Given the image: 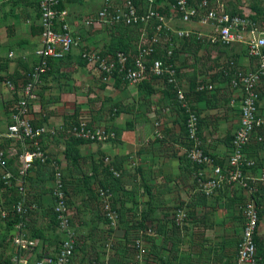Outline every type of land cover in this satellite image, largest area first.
<instances>
[{
  "label": "crops",
  "instance_id": "0c3cea01",
  "mask_svg": "<svg viewBox=\"0 0 264 264\" xmlns=\"http://www.w3.org/2000/svg\"><path fill=\"white\" fill-rule=\"evenodd\" d=\"M109 1L119 4L124 0ZM154 1L156 7L166 9L164 13L171 17V26L168 25L171 35L175 36L174 32L180 30L192 32L191 41L176 44L174 68L178 73L177 79L170 83L174 84L176 94L168 91L164 79L159 78H151L142 86L121 82L118 87L112 75L101 80L97 67L85 60L82 62L81 55L87 51L99 52L105 57L111 55L108 51L117 36L113 28L84 24L103 7L104 0L61 1L77 45L63 59L50 62L46 77L36 87L37 98L31 104L30 119L32 123H41L57 132L66 120L64 116L78 115V124L84 122L88 128L90 125V128L112 135L105 141L78 148L81 159L75 176L77 210L73 212L69 208V211L71 228L80 242L71 264H98L102 261L100 239L110 238L109 235L121 238L124 233L123 224L115 229L99 222L96 208L85 196L83 174L91 175L96 167L97 183L107 182L108 176L101 169L106 166L102 157L109 159L119 169L117 172L122 173L116 192L115 189L110 191L117 196L116 201L125 211L136 209L138 221H144V226L154 230L150 236L152 242L139 237L145 251L140 264H236L234 251L241 237L244 221L241 207L247 193L237 186L224 185L212 195L202 197L195 184V174L203 171L208 177L212 171L210 167L194 165L186 157L185 148L189 142L182 129L180 107H183L175 97L180 91L184 96L190 93L192 86L197 92H205L204 98L191 95L185 103L190 112L192 107L198 114L192 112L198 119V137L204 151L213 155L218 165L225 166L230 139L239 126L242 99L241 90L232 88L230 80L237 73L252 71L256 59L248 54L245 42L211 43L209 36L213 29L210 25L200 24L199 17L183 24L178 15L173 14L168 0ZM218 1L226 11L240 13L241 18L252 24L250 28L264 35V5L260 0L250 9L236 0ZM41 32L38 0H0V82L5 88V81L15 86L26 82L37 62L35 52L41 47ZM128 52L134 53V50ZM258 92L259 113L264 117V88H259ZM1 100L4 98L0 96ZM91 107L92 114L87 116ZM4 109L0 107V140L4 138L11 115V109L10 112ZM156 122L160 123L162 138L154 136ZM258 133L264 137L263 130ZM2 141L6 142V138ZM58 144L61 155L56 154V143L47 140L43 146L52 163L57 165L59 161L60 167L65 169L64 144ZM245 156L253 162L245 169V176L253 180L259 178L264 172V142L259 143L255 136L252 137L245 148ZM131 159L137 163V168L131 167ZM27 186L36 202V211L30 218L31 233L38 236L34 239L36 246L27 256L31 260V257L36 259L55 253L60 242L54 237L56 233L48 230L45 214L54 201L50 190L47 191L53 187L52 181L39 184L33 181ZM180 209L191 211L190 217L182 223L170 216ZM260 210L264 211V204ZM10 233L13 236V232ZM256 236L264 246V213L259 219ZM14 249L11 237L9 248L4 252L12 253Z\"/></svg>",
  "mask_w": 264,
  "mask_h": 264
},
{
  "label": "built area",
  "instance_id": "2783aa9c",
  "mask_svg": "<svg viewBox=\"0 0 264 264\" xmlns=\"http://www.w3.org/2000/svg\"><path fill=\"white\" fill-rule=\"evenodd\" d=\"M62 0H38L39 25L41 28V47L35 54L37 62L27 77L26 82L21 86H15L11 81H5V86L18 96L11 108L10 122L6 126L4 138L19 143L24 148V153L20 156V169L17 177L18 200L11 206L10 212L3 211L2 217L6 218L10 214L23 217L36 209L35 204L29 202L28 186L24 180L26 173L32 168L33 161L39 159L44 162L47 156L42 151V137H49L57 134L46 126L35 127L30 119L31 104L36 100V87L40 82V77L48 70L50 60L63 59L77 45V39L72 35L67 23L68 13L64 9H59L58 5ZM146 4L144 6L142 4ZM155 6L154 0H124L115 4L109 0H104L103 7L93 16L84 21L86 26H115V25H142V33L137 54L132 59V67H127L129 56L123 52H118L114 56H101L99 52L87 51L82 53L83 60L92 63L98 69L100 79L105 81L107 77L117 69L123 73L124 79L132 84L138 85L146 77L167 78V82L175 81L174 65L169 63L174 48L171 37L163 35V29L171 32L168 26L169 17L162 13ZM173 14L179 18L183 24L190 23L199 17L202 25H210L213 34L209 36L211 43H221L229 45L236 42L247 44L248 54L256 59V66L250 72L237 73L230 80L232 88H239L242 92L240 102V120L237 130L230 139V153L225 166L215 163V158L210 153L204 151L198 137V119L196 115L187 109L185 96L180 91L177 93V100L188 114L186 120L187 138L189 146L185 148L188 160L200 167H210L212 173L206 177L203 171L195 174V184L197 190L204 196H210L221 186H237L238 189L247 193V199L242 205L243 226L241 239L236 254V264H258L257 247L255 236L259 226V209L254 199L257 193V185H264V172L259 178L253 180L245 176V168L251 167L253 162L246 158L245 148L252 137L255 136L257 142L263 143L264 137L258 132L264 131V117L259 113V88H264V35L257 33L247 19L240 16H231L227 13L222 3L218 0H202L198 5H191L188 0H173L171 4ZM171 18V17H170ZM150 23H156L151 38H147L146 28ZM177 38H190V30L175 31ZM245 35L248 37L245 40ZM200 37V35H198ZM168 43L166 60L155 59L148 64V59L156 51V47L164 46ZM156 138H162L160 123H154ZM61 127L58 129L60 130ZM70 134L76 138L90 140L93 142L105 141L112 137L108 132L88 128L86 123L81 122L73 127ZM106 164L109 159H105ZM0 168L5 169L3 152L0 150ZM113 174L118 173L113 169ZM11 175L4 173L1 177L6 180ZM100 201L103 204V211L112 222L116 217L115 211L111 209L110 194L108 189L99 188L97 191ZM54 200L53 211L56 216V230L61 235V240L57 251L53 254H44L39 260H34L33 264H71L76 252V235L71 228V216L67 206L61 173L56 169L52 188ZM178 222L185 220L186 214L180 212ZM12 245L22 252L21 257L14 256V264H28L27 256L36 246L34 240L27 238L24 232V224L19 221L14 225ZM141 236H152V230L147 229L140 233ZM138 250L137 264L145 256L142 248L141 238L135 241ZM105 264H108L107 262Z\"/></svg>",
  "mask_w": 264,
  "mask_h": 264
},
{
  "label": "trees",
  "instance_id": "16d2710c",
  "mask_svg": "<svg viewBox=\"0 0 264 264\" xmlns=\"http://www.w3.org/2000/svg\"><path fill=\"white\" fill-rule=\"evenodd\" d=\"M188 1H189V3L195 5L196 2H198V4H199L202 0H188ZM168 2H170L172 4L173 0H168ZM142 4H144V2H142ZM198 4H196V5H198ZM144 6H146V4H144ZM58 8L63 9L62 2L59 3ZM158 10L162 13L166 12V9H158ZM227 13L231 16H234V15L240 16V13H238V12L227 11ZM155 26H156V23H150L147 26V28H146L147 38H151V36L154 32ZM142 27H143L142 25L126 26V25H122V24L113 26L114 34H117V36H114V39L112 40V45H111L112 48L110 51H108V53H110L114 56L118 52H123L124 54L129 56L127 67H132L133 66L132 65V59L137 54V49H138V46L140 43V37H141V33H142ZM162 32H163V35L171 37L173 42H174V48H173L172 56H171L170 60L168 61L169 63L174 65V59H175L176 54H177L176 44H178V45L186 44L187 43L186 41H189V40L191 41V37L190 38H177L176 36L171 35V32L167 31L166 29H163ZM123 36H125V38H123ZM192 40L196 41L194 39H192ZM132 41H134V43H132ZM167 48H169V45L167 42H165L163 47L161 45L157 46L156 51L148 59V64H150V62L152 60H155V59H161V60L165 61ZM130 49H133L134 53H129L128 51ZM52 61H59V60H50L48 62V68L50 66V62H52ZM175 71H176V78L175 79H177L178 71L176 70V68H175ZM46 74H47V71H45V73H43L41 75L40 81L44 77H46ZM112 77L115 80V87L119 86L118 83H121V82L127 83V81L124 79L123 73L118 72L117 69L113 72ZM150 79H151L150 77H146L141 83L138 84V86L144 85ZM164 82H165V86H167L168 91H172L174 93L176 92L174 84L167 83L166 77L164 78ZM191 95H194L199 99H202L205 96V92L204 91L197 92L195 90L194 86H192L190 89V93L185 94V99L188 100V98ZM175 98H176L175 101L177 102V97H175ZM190 109L192 112H194L198 116V114L194 108L190 107ZM180 111H181V117H182V123H183L182 129L184 130L185 136H186L187 132L185 129V124H186L188 114L186 113V110L181 108V107H180ZM73 117L74 116H72L69 120H66L61 125V129L58 131V133L55 136L49 137L48 135H45L42 137V142H41L42 151L45 152V150H44L45 147L43 145L45 144V142L47 140L54 143L58 139L59 140L61 138L65 139L64 140L63 156L67 162V166L64 169V170H66V176L65 175L63 176L61 174V178H62L63 189H64L65 195L67 197V206L69 208H70L69 200L72 199V197H70V196H71V193L73 192L72 186H74V183L77 182L76 181L77 179L75 178V176L77 175V167L79 166V161L81 159V155L79 153L78 148H79V146H81L83 144L93 143V141L76 138L70 134V131L73 129V127L78 125L77 120H75ZM32 124L35 127L42 126L41 123H32ZM63 134H66V136L64 137ZM11 142H12V140L6 141V143L8 145ZM2 152H3V155L5 157L4 158L5 169L2 170L0 168V196L2 195L4 198L3 209H5V211L10 212L11 206L13 205V203H15L18 200L17 180L16 179L18 177L19 169H16L13 166L14 162L11 160L8 161L4 151H2ZM45 154H46V152H45ZM46 156H47V159L44 162H41L39 159H35L33 161L32 168L27 171L26 176L24 178L26 183L30 184L33 181L37 182V184H39L40 182L43 183L46 181H50V182L52 181V183H53L54 175H55L54 164L52 163V161L50 160V158L48 157L47 154H46ZM215 162L217 163L216 160H215ZM98 166H100V165H98ZM111 169H113L115 172H117L119 170L116 166H114L112 164V162H109L108 164H106V166L103 168V171L108 176L106 183H102L99 181L97 183V181L95 179L96 178L95 173L97 171L96 167H94L93 173H91V175H89V176L86 174L82 175V177H83L82 184L85 185V196L87 197V200L89 202L95 201V202H98V204H102L100 201L99 195L95 191V188L93 185V183H95V182H96L95 185H97L96 188L108 189L111 192H114V189H115V192H116V189H117L116 185L120 182L122 173H120L118 176H115ZM4 173H9L11 175V177L9 179H6V180L2 179L1 177L3 176ZM32 173H34L33 177H32ZM72 182H74V183H72ZM258 186L259 185H257L258 191L254 195V199H255L256 204H257L258 209H259V218H260L262 216V214L264 213L263 210H260V208L264 204V185H261L260 187H258ZM260 189L263 191L260 192ZM49 190H50V193L52 195V186H51V189H48L47 191H49ZM202 197L205 198V196H203V195H202ZM28 198H29V202L35 204V206H36V202L33 200L32 194L30 192L28 193ZM114 200H116V198H114ZM53 204H54V201H53ZM115 205H116V201L112 203L111 208L115 209ZM34 211H36V209ZM34 211L29 212L27 215H25L23 217H20L18 215H14V214H10L6 218H4L6 231H10V232L12 231L13 232L14 225L16 223H18L19 221H22L24 224V232H25L27 238L30 240H34L35 238H38V236L36 237L31 233L33 229L30 225V218L34 214ZM102 212H103V210H102ZM45 214L47 215L48 230L55 232L56 234L54 237L57 241L60 242L61 235L56 230V216H55V213L53 211V205L48 211H46ZM187 214H188V216H190L191 211L189 210V212H187ZM95 215H96V219L99 222H102L105 225L110 224V221L104 215H101L98 212V209H97ZM123 225H124L123 226V229H124L123 241H124V243L119 244L118 245L119 247H117L113 250L114 255L112 258L110 257L108 259V264H137L138 263V260L136 259L138 250L136 248L135 241L137 239H139V237L141 236L140 231L144 232V230H145L144 221L139 222L138 220H134V221L127 220L126 223L123 222ZM133 232L137 235V239L134 242H132V245H131L129 243L128 237L130 236V234H133ZM11 237L12 236H10L9 242H11ZM142 237L146 241L152 242V239L150 237H146V236H142ZM78 239L79 238L77 236V239L75 242L77 249H78V245H79ZM240 239H241V237H240ZM240 239L238 240V242L235 245L234 254H237V249H238ZM254 240H255L256 247H257V257L259 259L258 264H264V261H263L264 246H263L262 240L260 238H258L257 236H255ZM83 254H85V252ZM22 255H23L22 252H20L17 248H15L14 252L12 254H10V256L0 257V264H14L12 262V258L14 256L21 257ZM40 258H41V256L36 258L35 260H39ZM146 260L147 259H145V262H148V260L147 261ZM33 262L30 259H28V264H33Z\"/></svg>",
  "mask_w": 264,
  "mask_h": 264
},
{
  "label": "rangeland",
  "instance_id": "374dc122",
  "mask_svg": "<svg viewBox=\"0 0 264 264\" xmlns=\"http://www.w3.org/2000/svg\"><path fill=\"white\" fill-rule=\"evenodd\" d=\"M156 1L158 2L159 0H156ZM236 1H238L244 7H246V9H250L252 4L258 2V0H236ZM259 2H261L264 5V0H260ZM196 4H198V2H196L195 5ZM191 5H194V4H191ZM168 17H169L168 25L171 26V22H170L171 21V18H170L169 15H168ZM112 28H113V26H112ZM110 56H113V55L111 54ZM81 61L83 62V59ZM0 96L4 98V100H1L0 101V107L1 108L4 107L7 112H10V109L13 106V104H14L17 96H18V94L17 93H13L11 90H9V88L8 89L5 88L3 86V84L0 82ZM90 114H92V107L90 108L89 113H87L86 115L89 116ZM72 116H74V115L64 116V119L66 118V120H69ZM73 118L75 120H78V115H75ZM84 120H86V119H84ZM101 121H102V119H101ZM9 122H10V120H8L7 123H9ZM98 124H101V123H98ZM88 126H89V128L91 127L90 125H88ZM63 135H64V137L66 136V134H63ZM3 139L4 138H1V140H0V150L1 151H4V153H5L6 158L8 159V161L11 160V161L14 162V165L13 166L16 169H20V156L24 152L23 146L20 145L19 143H15L13 141L8 145L5 141H2ZM61 139L62 140H59L58 139L56 142H54V143H56V146H57L56 147V154H60V155L62 154V149L60 150L58 148L59 147V144L58 143L61 142V143L64 144V140H65L63 138H61ZM102 160H104L103 162L106 164L104 157H102ZM131 161H132L131 162V167L132 168H137V163L134 161V159H131ZM59 164H60V162L58 161V164L57 165H54V170L56 171V169H57L58 171L61 172V174L63 176L64 175L66 176V170L62 169ZM102 168H104V166H102L101 169ZM117 173L120 174L119 172H117ZM72 183H74V182H72ZM52 185H53V183H52ZM72 187H73V192L71 193V196H70V197H72V199L69 200V203H70V208L73 209L72 211L74 212V210H77V182L74 183V186H72ZM49 189H51V188H49ZM98 189L99 188H95V191L97 192ZM135 193H136V190H135ZM110 194H112L111 197H110V205L112 207V203L116 201V200H114V198H117V196H115L111 192H110ZM3 200H4V198L1 195L0 196V248H1L0 249V257H7V256H10V254H12L14 252V250L12 251V253H9L10 251L7 252V253L4 252L5 250H7L9 248V241H10V234L11 233H10V231H6L5 221H4V218L2 217V212L5 211V209H3ZM91 203H92V206L96 208V210L98 209V212L101 215H104L109 220V218L107 217V214L104 211L102 212V210H103V207H102L103 204H98V202H95V201H93ZM122 208H123V206H122ZM122 208H121V206H120V204H119L118 201H116L115 209H112L111 208L113 211H115V214H116L115 216L116 217L112 220V222L109 220L111 222L109 224V228L114 227L115 229H118V228L121 227V224H123V222L126 223L127 220H131V221L138 220V216H137L136 209L131 212V211H125ZM180 212H184V214H186L185 220L183 219L180 223L185 222L186 219H188L190 217V216H188L186 210L180 209V210H176L175 212L172 213V215H170L171 216V219H174L176 222H178L177 220L179 218H178L177 215ZM71 225H72V222H71ZM149 228L151 230L153 229L151 227H149ZM122 229H123V227L121 228V230ZM147 229L148 228L146 227L145 230H147ZM109 231L111 232L113 230L109 229ZM122 231H124V229ZM141 232L142 231H140V233ZM152 233L154 234V230H152ZM109 237L110 238H105L103 241L100 239L101 242L98 243V246H100L99 248H101V250H99L100 251L99 253H102V261L99 262L98 264H105L106 262L108 263V259L113 254V250L115 248L119 247L118 246L119 244L124 243V241H123L124 233H123V236L121 238H118L117 236H112V235H109ZM111 237H113V239H111ZM128 239H129V243L132 245V242H134L137 239V235L133 232V234H130V236L128 237ZM108 240H110V241L108 242ZM78 241L80 242V239H78ZM112 257L113 256H111V258ZM28 259H30V258H28ZM34 260L35 259H32V257H31V261L33 262Z\"/></svg>",
  "mask_w": 264,
  "mask_h": 264
}]
</instances>
